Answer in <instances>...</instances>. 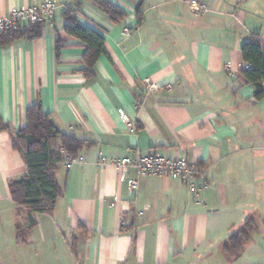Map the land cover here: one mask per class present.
<instances>
[{
	"label": "crops",
	"instance_id": "crops-1",
	"mask_svg": "<svg viewBox=\"0 0 264 264\" xmlns=\"http://www.w3.org/2000/svg\"><path fill=\"white\" fill-rule=\"evenodd\" d=\"M54 1L40 37L0 44V264H264V97L245 82L240 51L259 33L264 53V0H202L209 11L198 16L186 0H103L125 13L117 22L82 0L78 21L104 37L91 77L83 42L64 30L77 0ZM42 2L0 0V16ZM35 103L93 145L83 163L58 164L51 214L29 216L10 196L26 173L11 138ZM150 152L195 165L192 182L206 186L193 194L177 177L129 168V192L113 162ZM248 220L240 253L227 254Z\"/></svg>",
	"mask_w": 264,
	"mask_h": 264
},
{
	"label": "trees",
	"instance_id": "trees-1",
	"mask_svg": "<svg viewBox=\"0 0 264 264\" xmlns=\"http://www.w3.org/2000/svg\"><path fill=\"white\" fill-rule=\"evenodd\" d=\"M111 20H121L125 13L117 5L103 0H91ZM82 0L74 2L73 6L63 11L65 17L64 30L67 34L81 40L84 52L81 62L82 73L91 77L97 59L105 53L104 37L97 30L82 25L77 19V10ZM137 18L140 20V4L136 6ZM45 22L24 23L16 29L0 32V44L26 38L35 39L41 36ZM62 47L59 38L55 41L58 53ZM241 57L250 69L241 71L245 82L254 87L253 97L259 100L264 97V53L259 33H252L241 48ZM6 128L1 123L0 129ZM12 148L17 151L24 162L26 173L21 178L9 181V191L16 206L31 216L33 213L51 214L57 199L62 195L63 188L56 178L58 164L63 160V152L78 155L82 149L93 145V141L81 139L75 135L60 130L48 113L42 110L39 103L30 105L25 110V124L11 138ZM33 221L30 218V224ZM255 225L248 220L242 229L232 234L223 249L227 254L238 255Z\"/></svg>",
	"mask_w": 264,
	"mask_h": 264
},
{
	"label": "built area",
	"instance_id": "built-area-1",
	"mask_svg": "<svg viewBox=\"0 0 264 264\" xmlns=\"http://www.w3.org/2000/svg\"><path fill=\"white\" fill-rule=\"evenodd\" d=\"M186 4L194 15H202L209 11L207 5L202 0H186ZM56 10V3L54 0H43L39 5L19 6L11 8L8 13L0 16V32L16 29L24 23H37L40 21L46 22L53 18ZM129 35L127 29L123 32ZM243 69H250L249 64L244 63ZM224 70L232 75L228 65ZM125 126L130 131L135 129L133 121L126 115H122ZM65 168L69 169L73 165L83 163L84 158L81 155H73L63 152L62 160ZM102 164L106 163L104 156L100 158ZM118 172L119 181H126L129 192L137 188V181L134 179H126L127 171L133 168L138 175H163L173 176L179 178L191 193L196 194L200 189L206 186V182L197 185L192 182L197 175V167L184 159L166 158L157 152H150L147 154H136L134 156H123L113 162Z\"/></svg>",
	"mask_w": 264,
	"mask_h": 264
}]
</instances>
